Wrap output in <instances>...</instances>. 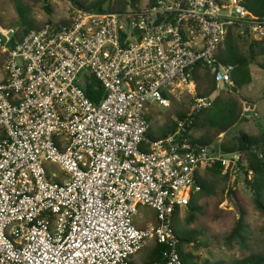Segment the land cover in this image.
Here are the masks:
<instances>
[{"label":"built area","instance_id":"1","mask_svg":"<svg viewBox=\"0 0 264 264\" xmlns=\"http://www.w3.org/2000/svg\"><path fill=\"white\" fill-rule=\"evenodd\" d=\"M264 39V20L242 0H155L124 13L75 9L68 25L21 37L0 27L6 56L0 82V264H132L148 243L167 245L182 264L177 209L201 191L207 168L250 178L240 153L195 143L197 114L218 96L198 98L195 71H212L230 91L233 65L218 63L231 27ZM104 88L99 104L84 87ZM193 96L184 119L160 140L148 137L153 105ZM259 115L250 104L243 118ZM48 164L63 176L51 177ZM145 207L158 224L141 228Z\"/></svg>","mask_w":264,"mask_h":264},{"label":"trees","instance_id":"2","mask_svg":"<svg viewBox=\"0 0 264 264\" xmlns=\"http://www.w3.org/2000/svg\"><path fill=\"white\" fill-rule=\"evenodd\" d=\"M141 0H95L89 5H84L77 0H73L74 4L85 11L100 13H124L129 8L134 10L139 8ZM153 4L155 0H150ZM228 0H219L222 4ZM242 4L255 17L264 20V0H242ZM22 26L19 29L21 37L29 34L34 30H39L46 25L61 28L68 25L48 23L43 27H38L34 22L28 20L21 13ZM2 28V27H1ZM247 47V50L244 48ZM264 57V39L262 42L251 41L243 38L238 33V25L231 27L221 44L218 54V63L223 65H233L235 71L233 73V86L228 91V96H217L209 106L203 108L196 117L192 127V140L195 143L209 146L213 150L220 149L225 154L240 153L243 160H247L249 167L247 170L253 173V176L243 179L253 192V206L264 217V128L258 135H249L239 132L232 139L226 140L229 134L242 122H246L242 116L244 113V102L248 100L243 98L239 91L246 86L254 85V77L252 74V66L258 62V59ZM264 67V65H263ZM195 79L197 84V97L208 98L218 91L215 76L212 71L203 66H198L195 71ZM85 93L90 100L99 104L105 96L104 88L98 81L93 79L92 84L84 87ZM235 94L236 96H230ZM150 111L147 115L150 124L148 137L152 140H160L174 132L177 127L176 120L169 122L165 127L160 128L156 133L151 127L155 121ZM187 112H178L179 120L185 118ZM224 184V187L220 185ZM231 184V186H230ZM236 181L233 184L229 173L225 172L221 165L216 164L206 169L205 174L201 177V191L195 194L189 204L185 208V218L179 223V229L174 226L175 233L179 240L177 245L178 251L182 258V264H187L192 255L185 252V247L193 246L199 248H209L210 240L206 238L204 230H187V226L193 225L198 221L202 214L210 212H221L220 206L229 197L230 200L236 201L240 218L236 221L233 230L230 232L229 239L246 240L244 233L248 227L249 212L245 209V201L236 190ZM200 197L199 205L196 199ZM152 211L151 224H158V216L156 212L148 207L143 208L145 214ZM148 214H151L148 212ZM182 216V209H177L173 221H179ZM171 247L167 245L155 244V248L150 252L148 258L143 264H154L164 262L166 256L170 254ZM134 259V258H133ZM133 259L131 263L133 264ZM231 264H264V256L258 253L252 254L244 259L237 260Z\"/></svg>","mask_w":264,"mask_h":264},{"label":"rangeland","instance_id":"3","mask_svg":"<svg viewBox=\"0 0 264 264\" xmlns=\"http://www.w3.org/2000/svg\"><path fill=\"white\" fill-rule=\"evenodd\" d=\"M78 2L89 5L95 0H77ZM150 3V0H141L140 8H144ZM75 9H79L73 0H0V27L9 29L11 27L22 26L21 13L35 23L38 27H43L48 23L63 24L69 23L72 13ZM247 50V47L244 48ZM5 61L6 56L0 48V81L5 78ZM264 57L258 59V62L252 66V74L254 77V85L246 86L239 94L250 104L259 115L246 122H242L226 137V140L232 139L240 131L249 135H258L264 128ZM228 91L223 88H218L219 96H228ZM197 96V84L196 92ZM217 95V93H216ZM235 97L236 95H230ZM217 96H215L216 98ZM193 96L188 93H182L178 98L174 99L170 108H159L158 105H153L151 114L155 121L152 124L153 130L158 133L160 128L165 127L169 122H174L178 117V112H188L193 105ZM47 172L51 177L53 175L61 178L63 173L59 166L48 164ZM233 182V181H232ZM236 190L245 201V209L249 212L247 221L248 227L244 236L246 240L229 239L230 232L233 230L236 221L240 218V213L236 201H232L227 197V200L220 206L221 212H210L202 214L198 221L193 225L187 226V230H204L207 240H210V247L199 248L193 246L185 247V252L192 255V258L187 264H231L237 260L244 259L252 254L258 253L264 256V217L257 211L252 203L253 192L240 177L236 180ZM221 187L224 184L221 183ZM231 186V184H230ZM200 197L196 199L199 205ZM147 212L152 213L150 211ZM185 209H182V216L179 221L174 222V226L179 229V223L185 218ZM135 224L139 227H146L147 221L140 216L136 217ZM155 248V244L150 242L147 246L134 256L133 264H143L148 258L150 252Z\"/></svg>","mask_w":264,"mask_h":264},{"label":"crops","instance_id":"4","mask_svg":"<svg viewBox=\"0 0 264 264\" xmlns=\"http://www.w3.org/2000/svg\"><path fill=\"white\" fill-rule=\"evenodd\" d=\"M17 27V26H16ZM1 82V81H0ZM145 211L146 210H141V213H140V215H138V216H140L141 218H143V220H145L146 221V218L147 217H149V219H152V215H154L153 213H151V214H148V212H146V214H145ZM152 212V211H151ZM137 216V217H138ZM148 222V224L150 225L151 223V221H147ZM149 225H147L146 227H148ZM141 228H145V227H141Z\"/></svg>","mask_w":264,"mask_h":264},{"label":"water","instance_id":"5","mask_svg":"<svg viewBox=\"0 0 264 264\" xmlns=\"http://www.w3.org/2000/svg\"><path fill=\"white\" fill-rule=\"evenodd\" d=\"M20 25H18V27H19Z\"/></svg>","mask_w":264,"mask_h":264}]
</instances>
